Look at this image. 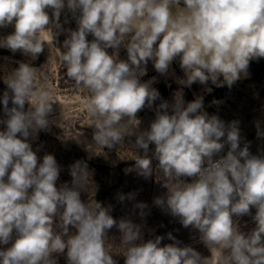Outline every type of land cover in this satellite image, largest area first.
Masks as SVG:
<instances>
[{"label":"clouds","instance_id":"clouds-1","mask_svg":"<svg viewBox=\"0 0 264 264\" xmlns=\"http://www.w3.org/2000/svg\"><path fill=\"white\" fill-rule=\"evenodd\" d=\"M69 14L74 30L63 27ZM9 26L0 48L34 60L46 36L65 34L60 62L87 97L94 143L110 150L129 144L139 176L158 171L167 191L153 205L193 230L211 255L171 232L172 243L162 245L161 235L145 240V202L132 205L137 223L132 215L114 219L112 205L83 201L85 161L69 165L71 181L57 185L61 165L51 153L38 156L33 142L59 126L62 111L54 116L58 101L46 83L37 84L43 67L18 61L0 97V264H58L59 256L66 264H117L106 247L114 227L124 264H212L213 253L216 264H264V150L253 154L239 121L210 115L203 96L186 101L184 92L194 83L231 87L251 61L264 58V0H0V28ZM149 62L165 76L179 63L184 75L171 102L153 87L156 77L142 81ZM144 109L154 112L147 127L137 116ZM255 127L264 139L260 121ZM118 200L134 201L135 194ZM243 217L254 225L247 231Z\"/></svg>","mask_w":264,"mask_h":264},{"label":"rangeland","instance_id":"rangeland-1","mask_svg":"<svg viewBox=\"0 0 264 264\" xmlns=\"http://www.w3.org/2000/svg\"><path fill=\"white\" fill-rule=\"evenodd\" d=\"M65 15H61L63 22ZM69 23L63 24L64 28L75 29V21L68 15ZM13 28H0V38L10 34ZM65 39V34H61L54 40L51 36H46L45 50L34 60L24 57L19 51L15 54L9 50L0 48V97L6 89L5 82L9 72L17 68L18 61H25L33 64L34 67L42 68L45 77L41 81L39 76L37 84L40 86L46 83L53 98L58 101L53 105L54 116L59 117L62 111V118L59 126H52L50 131H41L38 140L33 142V148L41 147L38 156L45 153L55 156L62 171L57 185L63 182H70L71 176L68 171L69 165L77 160L85 161L88 165L89 176L86 192L81 193L83 201H99L104 206L112 205L111 215L119 221L132 215V205L135 202H145L148 205V214L144 218L145 235L144 239L154 238L155 235L165 236L163 244L172 243L167 239V233L171 232L183 244L193 246L204 256H210L209 250L202 244L196 242L193 237L197 234L189 229H185L176 219L164 213L153 205L155 197L163 196L167 189L163 186L164 178L158 171L154 175L145 179L135 171L136 151L126 143H122L115 149L101 148L93 141L94 129L91 126L94 121L86 112L85 104L87 97L84 93L74 89L72 83L66 78L65 70L60 62V50ZM91 39V36H89ZM60 49V50H59ZM111 52V50H109ZM121 59H126L125 50L119 53ZM184 73L178 62H173L169 75H160L151 64L147 65V75L142 77V81H147L156 77L153 84L161 94V97L171 102L172 94L180 86L175 82L177 77H183ZM222 79V78H221ZM206 89H211L207 91ZM185 100L191 101L195 96L201 95L204 98V109L210 114L219 115L225 122L233 120L239 121L241 136L244 141H250V151L256 154L258 150H264V139H258L256 135V121H260L264 128V58L253 60L249 64L248 75L242 76L231 87L227 85L217 87L209 82L207 85L194 83L191 88H184ZM217 101L218 103H213ZM157 104L159 101L156 102ZM11 106V103L10 105ZM26 103L25 108L27 109ZM3 105L0 104V117H2ZM141 120V127H147L154 118V112L144 109L137 114ZM0 125V130H2ZM125 128L132 131V126L125 121ZM134 139V138H133ZM243 146V144L241 145ZM154 148L150 145L151 149ZM155 164V161L153 162ZM135 194V200H118L119 194ZM254 212V210H253ZM135 222L140 223L138 216L132 215ZM247 222V231L254 225L250 217H243L240 221L243 226ZM148 229L153 230L150 234ZM106 247L113 253V258L117 264H124L122 253L124 246L120 243V233L114 227L109 230L106 240ZM58 264H66L64 256L58 257ZM212 264H216V253L212 254Z\"/></svg>","mask_w":264,"mask_h":264}]
</instances>
